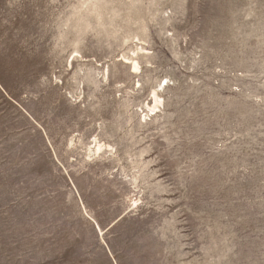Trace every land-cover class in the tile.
Listing matches in <instances>:
<instances>
[{
    "label": "rangeland",
    "instance_id": "obj_1",
    "mask_svg": "<svg viewBox=\"0 0 264 264\" xmlns=\"http://www.w3.org/2000/svg\"><path fill=\"white\" fill-rule=\"evenodd\" d=\"M0 264H264V0H0Z\"/></svg>",
    "mask_w": 264,
    "mask_h": 264
},
{
    "label": "bare ground",
    "instance_id": "obj_2",
    "mask_svg": "<svg viewBox=\"0 0 264 264\" xmlns=\"http://www.w3.org/2000/svg\"><path fill=\"white\" fill-rule=\"evenodd\" d=\"M142 50V49H141ZM134 63V65H133V67H138L137 66V64H136V62H133ZM153 106H148L147 108H148V110L150 111V112H153V111H156L155 110V108H157V103L159 102V98H158V95L156 94V93H153ZM152 99V98H151ZM159 99V100H158ZM158 101V102H157ZM161 101V100H160ZM97 143V142H96ZM102 145V144H101ZM98 147V149H100V147L99 146H97ZM104 147V146H103ZM91 150V149H90ZM93 150V149H92ZM97 149H95V151H96ZM98 151V150H97ZM93 152V151H92Z\"/></svg>",
    "mask_w": 264,
    "mask_h": 264
},
{
    "label": "snow or ice",
    "instance_id": "obj_3",
    "mask_svg": "<svg viewBox=\"0 0 264 264\" xmlns=\"http://www.w3.org/2000/svg\"><path fill=\"white\" fill-rule=\"evenodd\" d=\"M132 71H133V72H138V71H139V69H138V68H136V67H133ZM165 83H167V81H165ZM137 86H139V85H137Z\"/></svg>",
    "mask_w": 264,
    "mask_h": 264
}]
</instances>
